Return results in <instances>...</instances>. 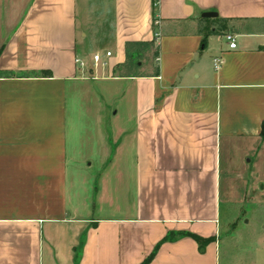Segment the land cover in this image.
Listing matches in <instances>:
<instances>
[{
    "label": "crops",
    "instance_id": "obj_1",
    "mask_svg": "<svg viewBox=\"0 0 264 264\" xmlns=\"http://www.w3.org/2000/svg\"><path fill=\"white\" fill-rule=\"evenodd\" d=\"M263 122L264 0H0V264H220Z\"/></svg>",
    "mask_w": 264,
    "mask_h": 264
},
{
    "label": "rangeland",
    "instance_id": "obj_2",
    "mask_svg": "<svg viewBox=\"0 0 264 264\" xmlns=\"http://www.w3.org/2000/svg\"><path fill=\"white\" fill-rule=\"evenodd\" d=\"M218 238L220 264H264V205L223 206Z\"/></svg>",
    "mask_w": 264,
    "mask_h": 264
},
{
    "label": "built area",
    "instance_id": "obj_3",
    "mask_svg": "<svg viewBox=\"0 0 264 264\" xmlns=\"http://www.w3.org/2000/svg\"><path fill=\"white\" fill-rule=\"evenodd\" d=\"M225 39H226V41H227V43L229 44V47L231 48V49H235L236 47H237V44H236V37L234 36V35H232V34H227L226 36H225ZM111 56V53H107V57H110ZM101 61H102V56L101 55H99V54H96L95 56H94V62H95V65H98L99 63H101ZM77 63L79 64V66L81 67V68H84V63L82 62V61H77ZM222 64H223V59L222 58H216L215 60H214V66H215V69L216 70H219L220 68H221V66H222Z\"/></svg>",
    "mask_w": 264,
    "mask_h": 264
},
{
    "label": "trees",
    "instance_id": "obj_4",
    "mask_svg": "<svg viewBox=\"0 0 264 264\" xmlns=\"http://www.w3.org/2000/svg\"><path fill=\"white\" fill-rule=\"evenodd\" d=\"M159 0H153V6H154V10L156 9V6H157V3H158ZM155 12V11H154ZM261 136L264 138V122L262 124V130H261ZM189 235L190 237H192L193 239H195L196 241H198L202 247H205L207 244H209L210 242H213L215 241V238H210V239H202L201 237L199 236H196V235H192V234H187ZM174 237H173V234H170L166 239L165 241H169V240H173ZM159 250V246L157 247V249L152 253V255L147 259L145 260L142 264H150L153 259L155 258L156 256V253L158 252Z\"/></svg>",
    "mask_w": 264,
    "mask_h": 264
},
{
    "label": "water",
    "instance_id": "obj_5",
    "mask_svg": "<svg viewBox=\"0 0 264 264\" xmlns=\"http://www.w3.org/2000/svg\"><path fill=\"white\" fill-rule=\"evenodd\" d=\"M203 17L204 18H216L218 17V15L217 13H214V12H207L203 14Z\"/></svg>",
    "mask_w": 264,
    "mask_h": 264
}]
</instances>
